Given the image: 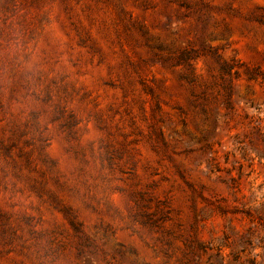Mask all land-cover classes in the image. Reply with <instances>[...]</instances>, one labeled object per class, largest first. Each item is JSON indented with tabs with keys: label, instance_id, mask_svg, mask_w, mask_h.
Returning a JSON list of instances; mask_svg holds the SVG:
<instances>
[{
	"label": "rangeland",
	"instance_id": "374dc122",
	"mask_svg": "<svg viewBox=\"0 0 264 264\" xmlns=\"http://www.w3.org/2000/svg\"><path fill=\"white\" fill-rule=\"evenodd\" d=\"M0 264H264V0H0Z\"/></svg>",
	"mask_w": 264,
	"mask_h": 264
}]
</instances>
